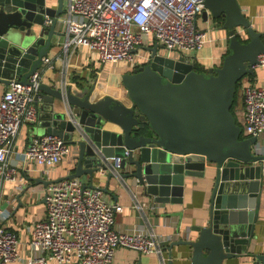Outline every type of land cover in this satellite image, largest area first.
I'll return each mask as SVG.
<instances>
[{
    "label": "water",
    "instance_id": "1",
    "mask_svg": "<svg viewBox=\"0 0 264 264\" xmlns=\"http://www.w3.org/2000/svg\"><path fill=\"white\" fill-rule=\"evenodd\" d=\"M55 2L0 0V82L28 84L42 68L63 35L58 24L63 0H57L58 7ZM204 2L202 18L221 20L230 51L208 74L195 70L191 58L165 56L155 45L145 48L146 62L123 68L121 93L99 82L68 83L54 73L42 79L38 129L77 146L78 156L69 176L40 182L46 187L89 176L88 186L95 187L104 172L106 194L115 182L118 191L148 198L154 211L157 205H181L186 179L204 178L211 187L206 218L193 226L195 237L173 241L169 248L188 245L192 264H222L251 247L264 187L257 137L245 135L231 112L238 83L254 73L264 55V37L238 0ZM47 16L53 20L44 24ZM106 157L121 158L119 173L108 169ZM256 256L264 261V255ZM168 264H173L170 252Z\"/></svg>",
    "mask_w": 264,
    "mask_h": 264
},
{
    "label": "built area",
    "instance_id": "2",
    "mask_svg": "<svg viewBox=\"0 0 264 264\" xmlns=\"http://www.w3.org/2000/svg\"><path fill=\"white\" fill-rule=\"evenodd\" d=\"M66 5L58 16L65 34V49L88 47L97 53L101 64L140 66L148 60L145 48L155 45L165 56L190 58L212 41L210 20L204 28L198 25V17L205 9L204 0H68ZM52 20L47 16L44 24ZM140 50L142 60L138 63L136 56ZM259 56L255 67H264V55ZM43 61L44 65L50 62L47 58ZM42 71L30 75L28 84L13 79L0 96V182L24 178L12 165L11 157L21 127L39 119L38 86ZM239 93L244 130L249 136H256L258 142L264 138V87L241 81ZM70 152L71 144L63 138L44 134L33 137L22 154L41 166L51 180L52 169ZM125 152L127 156L130 154L128 150ZM120 161L121 158L106 157L105 164L119 173ZM86 181L74 177L45 187L47 213L32 226L31 255L26 264H109L118 248L141 254L155 252L166 264L164 250L170 238L156 232L154 227L119 231L115 226L117 204L106 198L104 189L89 187ZM130 192L133 207L146 215L149 202H142L140 196ZM159 206L153 210L158 211ZM19 243L16 233L0 225V264L20 258Z\"/></svg>",
    "mask_w": 264,
    "mask_h": 264
},
{
    "label": "crops",
    "instance_id": "3",
    "mask_svg": "<svg viewBox=\"0 0 264 264\" xmlns=\"http://www.w3.org/2000/svg\"><path fill=\"white\" fill-rule=\"evenodd\" d=\"M243 13L251 22L255 29L262 32L264 37V0H238ZM68 0H63L64 10ZM55 7H58L57 0ZM213 27L210 37L212 41L203 48L190 55L193 63L200 64L205 73L208 74L212 69L222 65L224 56L230 53L228 48V38L224 30H221L217 23L209 21ZM198 25L205 27L206 20L202 16L198 17ZM60 31L63 28L60 26ZM65 34L58 38V43L48 53V65H43L42 79L46 81L49 74L54 73L68 83H91L99 82L105 84L108 89H118L119 93L124 91L120 85V76L123 68L127 64H101L97 53L88 47L65 49ZM143 50L137 53L136 59L139 63ZM133 67V66H132ZM135 67V66H134ZM133 67V68H134ZM243 81L264 87V67H255L253 78L249 76ZM7 84L0 82V96L7 89ZM241 114V111H239ZM243 121V118H242ZM37 122L24 124L18 137L15 140L12 165L16 166L21 177V181H1L0 182V225L5 226L16 233L20 243V258L10 264H26L31 255V232L33 224L42 219L46 213L44 201L45 185L40 182L41 178L47 179V175L41 166L33 160L25 159L23 151L31 143L35 136H41ZM245 135H248L245 132ZM256 151L264 156V138H260L255 146ZM77 146L71 144V152L62 162L52 169L50 179L56 180L69 176L75 166L78 156ZM263 162V161H262ZM262 164V163H261ZM264 170V169H263ZM86 178V177H85ZM87 186L91 180L87 177ZM107 177L100 173V177L95 179L93 185L104 188ZM264 185V184H263ZM22 186V188H20ZM109 188L112 193H107L106 198L117 204L115 215V226L121 232L144 231L154 227L156 232L164 234L170 241L165 246V262L168 264L169 252L173 264H192L191 248L188 245H175L169 248L171 242L179 241L182 238H193L196 233L192 231L193 226L200 225L201 219L206 218L209 207L208 200L211 192L210 183L204 178H187L185 181L184 201L180 204H162L158 211L146 210V215L140 213L133 207V198L130 189L118 191L115 189V182L110 183ZM260 208L256 221L254 238L248 252H243L238 257L226 259L222 264H260L262 261L256 255H264V187L261 189ZM138 196L139 192L133 191ZM114 194L118 195L115 201ZM141 198V197H140ZM146 197L141 201H147ZM148 202V201H147ZM109 264H162L155 252L141 254L133 249L118 248L114 259Z\"/></svg>",
    "mask_w": 264,
    "mask_h": 264
},
{
    "label": "trees",
    "instance_id": "4",
    "mask_svg": "<svg viewBox=\"0 0 264 264\" xmlns=\"http://www.w3.org/2000/svg\"><path fill=\"white\" fill-rule=\"evenodd\" d=\"M218 20L219 21L217 22V25L218 26H221L222 25V22H221L220 19H218ZM195 70H197L199 72H205L204 69H203V67L200 64H198V63L195 64ZM248 76H249L250 79L253 78V74L248 75ZM241 81L237 85L236 96H235L234 104H233V106L231 108V112H233V114L236 117V121L241 125L242 129L244 130V122L242 121V116L239 113V111H241L242 110V107H243L241 93H239ZM244 132H245V130H244Z\"/></svg>",
    "mask_w": 264,
    "mask_h": 264
},
{
    "label": "rangeland",
    "instance_id": "5",
    "mask_svg": "<svg viewBox=\"0 0 264 264\" xmlns=\"http://www.w3.org/2000/svg\"><path fill=\"white\" fill-rule=\"evenodd\" d=\"M41 133H37V134H42V131H40Z\"/></svg>",
    "mask_w": 264,
    "mask_h": 264
},
{
    "label": "flooded vegetation",
    "instance_id": "6",
    "mask_svg": "<svg viewBox=\"0 0 264 264\" xmlns=\"http://www.w3.org/2000/svg\"><path fill=\"white\" fill-rule=\"evenodd\" d=\"M138 67V66H137ZM136 68V67H135Z\"/></svg>",
    "mask_w": 264,
    "mask_h": 264
}]
</instances>
